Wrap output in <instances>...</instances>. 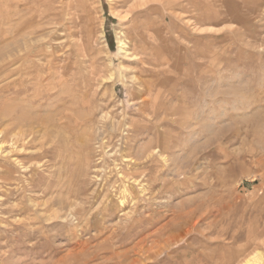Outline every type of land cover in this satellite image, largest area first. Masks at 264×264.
<instances>
[{
  "label": "rangeland",
  "instance_id": "1",
  "mask_svg": "<svg viewBox=\"0 0 264 264\" xmlns=\"http://www.w3.org/2000/svg\"><path fill=\"white\" fill-rule=\"evenodd\" d=\"M262 123L264 0H0V264L264 259Z\"/></svg>",
  "mask_w": 264,
  "mask_h": 264
},
{
  "label": "bare ground",
  "instance_id": "2",
  "mask_svg": "<svg viewBox=\"0 0 264 264\" xmlns=\"http://www.w3.org/2000/svg\"><path fill=\"white\" fill-rule=\"evenodd\" d=\"M35 68V67H34ZM64 68V67H63ZM33 69V68H32ZM69 69L68 68H64V69H62L59 73H55L54 74V77H61V78H65V77H68V73H69V71H68ZM32 71V70H31ZM34 71V70H33ZM57 71H58V69H57ZM56 72V71H55ZM27 73V72H26ZM33 74V73H32ZM31 75V74H30ZM38 75V74H37ZM4 76V75H3ZM2 76V77H3ZM5 76H6V73H5ZM11 76V75H10ZM18 76V75H17ZM27 76H29V75H27ZM51 76V75H50ZM32 77V76H31ZM31 77H29V79H31ZM34 77V76H33ZM4 78V77H3ZM21 78H24V77H21ZM47 78H50L49 76L47 77ZM16 79V78H15ZM57 79H59V78H57ZM14 80V79H13ZM20 80V79H19ZM54 80V79H53ZM60 80L61 79H59V81L58 82H60ZM62 80H65V79H62ZM10 81H12V80H9V82ZM36 81V80H35ZM7 82V81H6ZM24 83V82H23ZM45 83V82H44ZM38 84V83H37ZM41 85V84H40ZM44 85V84H43ZM23 88H25V87H23ZM27 88V87H26ZM21 90V89H20ZM26 90V89H25ZM33 91H34V89H33ZM32 92V91H31ZM42 93V92H41ZM34 94V93H33ZM26 95V94H25ZM41 95V94H40ZM36 96H38V94L36 95ZM246 117V116H245ZM255 117H257V116H254V119H251V120H253V121H255L256 119H255ZM247 119V121H248V117L246 118ZM262 120H263V118H261ZM245 120V119H244ZM253 121H249L250 123L252 122L253 123ZM260 121V120H259ZM243 122V121H242ZM245 122V121H244ZM252 127H253V125H252ZM255 127V126H254ZM256 129V128H255ZM258 130V129H257ZM256 131V130H255ZM261 131H264V123H262V125H261ZM257 133H258V131H257ZM256 133V134H257ZM262 133V132H261ZM260 134V133H259ZM233 136V135H232ZM259 137H260V135H258ZM260 144V143H259ZM255 153L259 156V164H261V165H264V146L263 147H261L259 150H257V151H255ZM264 173V172H263ZM260 175V174H259ZM261 176H263L264 177V174L263 175H261ZM122 201V200H121ZM220 207V206H219ZM250 257H248L243 263H241V264H264V259H263V256H262V254L261 253H258V252H254L253 254H251V255H249ZM76 257V256H75ZM71 259H72V256L70 257ZM70 260V259H69ZM71 261V260H70ZM77 261V260H76ZM71 263V262H70Z\"/></svg>",
  "mask_w": 264,
  "mask_h": 264
}]
</instances>
